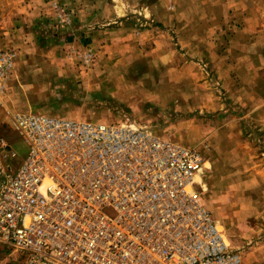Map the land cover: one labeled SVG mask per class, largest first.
I'll list each match as a JSON object with an SVG mask.
<instances>
[{"label": "rangeland", "instance_id": "1", "mask_svg": "<svg viewBox=\"0 0 264 264\" xmlns=\"http://www.w3.org/2000/svg\"><path fill=\"white\" fill-rule=\"evenodd\" d=\"M206 1L0 0V51L15 54L0 138L17 152L8 157L16 169L31 150L14 125L26 113L143 128L198 148L206 157L197 179L205 205L243 264H264V121L244 106L264 100V81L261 90L248 77L243 89L231 88L215 66L192 58L182 40L209 36L207 15L221 12ZM228 2L230 22L240 15L239 22L209 39L230 49L242 29L261 77L264 0ZM208 51L216 59L214 47ZM0 264L26 261L0 242Z\"/></svg>", "mask_w": 264, "mask_h": 264}, {"label": "built area", "instance_id": "2", "mask_svg": "<svg viewBox=\"0 0 264 264\" xmlns=\"http://www.w3.org/2000/svg\"><path fill=\"white\" fill-rule=\"evenodd\" d=\"M15 54L0 51V103ZM0 139V242L26 264H243L205 205L204 153L146 129L18 114ZM9 157V158H8Z\"/></svg>", "mask_w": 264, "mask_h": 264}, {"label": "crops", "instance_id": "3", "mask_svg": "<svg viewBox=\"0 0 264 264\" xmlns=\"http://www.w3.org/2000/svg\"><path fill=\"white\" fill-rule=\"evenodd\" d=\"M207 0L205 4H210L215 6L213 8L215 11H221V12H215L214 14L209 13L207 15V29H205V36L209 34V36L200 38L202 33H198L197 36L199 37H191L190 39H183L184 43L189 45V50L191 51L192 58H202L204 60H207L212 67H214V71L218 72V74H222L223 76L220 77L221 83H224L231 88L236 85L237 87L243 86L240 89H243L246 87L245 85V78L248 77L250 80H252V88L258 87L259 90L262 89L260 87L261 81H264V75L260 77L261 71L259 70L258 61L256 60V56L253 54L252 49L249 50L248 47H252V42L250 41L247 36L242 37L244 32L242 29L237 30L236 32H233L232 34V44L229 49V45L223 46L220 43L218 44L217 40H210L209 38L212 36V38H219L224 37L223 33H225L226 29L229 30L230 25L234 27V21L235 23L239 22V17H231L234 19L233 22H230L229 17L231 16L232 10L229 9L231 2H228L229 0H213L212 4L208 2ZM211 1V0H210ZM219 2V3H218ZM217 4V5H216ZM209 6V5H207ZM220 7V10L218 9ZM228 9V10H227ZM259 10V9H258ZM224 11V12H223ZM233 16V15H232ZM242 16V20L245 21L246 17L244 15ZM210 17V18H209ZM198 19H202V17L199 15L196 23L198 22ZM259 19V18H258ZM204 20V21H206ZM209 32V33H208ZM242 42V43H239ZM236 43L240 45V48H237ZM211 45V46H210ZM214 47V53H216V59H210L209 58V49ZM200 51V52H199ZM261 80V81H260ZM261 95H259V99H256L255 101L249 102V101H243L244 106H252L250 110V116L253 120L262 122L264 121V100H262ZM1 139V138H0ZM5 140V139H4ZM7 141V140H6ZM8 142V141H7Z\"/></svg>", "mask_w": 264, "mask_h": 264}, {"label": "bare ground", "instance_id": "4", "mask_svg": "<svg viewBox=\"0 0 264 264\" xmlns=\"http://www.w3.org/2000/svg\"><path fill=\"white\" fill-rule=\"evenodd\" d=\"M199 177V175L197 176V178ZM227 237V236H226ZM227 240H228V237H227ZM228 243L230 244L229 240H228ZM231 245V244H230Z\"/></svg>", "mask_w": 264, "mask_h": 264}]
</instances>
